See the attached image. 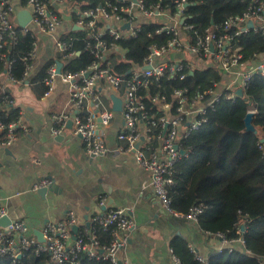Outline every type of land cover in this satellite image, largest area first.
Instances as JSON below:
<instances>
[{
    "label": "built area",
    "instance_id": "obj_1",
    "mask_svg": "<svg viewBox=\"0 0 264 264\" xmlns=\"http://www.w3.org/2000/svg\"><path fill=\"white\" fill-rule=\"evenodd\" d=\"M26 1L25 8L31 12L32 19L23 28V32L30 33L36 40L33 49L22 58L25 65L22 79L17 80L11 75V62L6 66V79L10 83L21 84L30 77L38 55L37 34L52 37L63 66L67 60L72 59L76 55L72 38H62L69 31L61 30L64 15H71L74 28L85 33V49L94 56V60L85 70L77 73L65 72L63 66L58 72L59 61L56 60L46 70L43 83L48 89L45 95L52 94L58 79L70 85L69 104L71 111H74L75 133L82 137L89 155L100 157L109 151L103 129L110 125L114 116V112L106 107L102 99L107 94L105 89L109 88L112 95H107L108 98L115 95L122 100L124 119V127L117 135L120 143L115 154L134 155L136 162L150 172V186L162 207L171 214L184 216L198 224L204 206L194 205L185 214L176 212L171 207L168 187L174 184L176 164L186 155L181 152L185 150L184 140L207 122L208 111L215 108L223 92H227V99L235 100L239 96L238 90L242 89L244 94L256 74L264 75V54L255 55L246 62L243 55L232 47L233 38L243 33L253 31L264 37V1L252 0V4L241 16L230 17L224 26L225 33L218 37L212 28L206 29L202 36L194 25L186 24L185 12L190 5L187 0L175 1L174 15L160 3L147 9L144 0H121L122 6L109 4L95 8H77L76 18L73 17L75 10L61 7L67 0ZM15 14L12 0H0V49L7 46L9 41L17 39ZM149 21L160 23L158 33L172 35V38L166 44L150 45L149 53L132 65L129 77L113 73L108 56L116 50L117 45L113 41L109 42L106 36L114 40L135 38L143 23ZM250 22L253 23L252 28L248 27ZM127 24L129 27L124 28ZM232 28H235V32L231 35L228 32ZM208 68L220 71L222 80L214 81L210 89L194 95H189L186 88L176 90L173 96L176 103L174 114L173 104L165 96H151V101L164 111L157 118L151 116L141 92L149 87L152 80L162 76L174 78L185 70ZM224 76L233 78L227 81ZM87 102H90L88 107L92 106L88 112ZM12 106L11 98L6 96L0 100V112L10 111ZM250 112L255 113L254 110ZM57 118L63 124L68 120L66 114ZM154 129H158V132H154ZM20 131H28L20 115L13 120L0 116V149L10 148L18 140ZM58 131L60 132L56 129ZM261 144L263 145L262 141ZM51 185L50 179H41L35 185V190L49 188ZM108 204L106 196L99 198L102 211L94 215L82 230L79 228L75 239L72 230L77 225V220L73 213H70L67 220L47 223L41 232V238L31 234V227L26 220L12 221L5 228L0 227V256L16 260L25 252L33 251L37 256L49 254L58 264H81L84 255L110 264H123L121 254L129 245L136 221L126 208ZM6 216L7 210L0 207V219ZM97 227L111 232L108 242L101 241ZM245 231V227L241 226L238 229L239 236L229 242L244 245ZM218 237L228 242L222 235ZM190 250L201 264H208V260L197 254L194 248L190 247ZM173 256L175 263L181 264Z\"/></svg>",
    "mask_w": 264,
    "mask_h": 264
},
{
    "label": "trees",
    "instance_id": "obj_2",
    "mask_svg": "<svg viewBox=\"0 0 264 264\" xmlns=\"http://www.w3.org/2000/svg\"><path fill=\"white\" fill-rule=\"evenodd\" d=\"M176 0H144L147 9L161 4L174 15ZM189 6L185 12L186 24H192L204 36L205 30L212 28L215 36L225 33V23L230 17L241 16L252 4V0H187ZM264 1V0H263ZM26 0H20L26 7ZM72 11L76 9L95 8L97 6H122L121 0H67ZM161 24L149 21L143 23L137 37L114 40L117 47L108 59L113 73L129 77L134 63L140 62L148 53L152 44H166L172 35L158 33ZM235 28L228 33L234 34ZM192 35V32L188 33ZM62 38L69 40L76 55L65 62V72L77 73L85 70L94 60V56L85 49L86 37L82 30H70ZM36 38L24 33L17 25V39L9 41L0 49V76L6 74L8 62L12 63L11 75L20 80L25 71L22 60L32 49ZM233 49L243 55L248 62L255 55L264 54V37L253 31L235 36ZM61 61V56L57 57ZM57 59H51L39 70L32 84L42 88V95L47 87L43 83L47 68ZM182 75L184 77L182 78ZM222 73L214 68L206 70H185L177 77L162 76L154 79L147 89L142 90L151 116L157 118L164 114L159 105L153 103L151 96H165L176 107L173 96L176 90L186 88L189 95L204 92L213 86V82L222 80ZM224 91L214 109L207 113V122L191 133L183 142L186 151L176 164L174 184L168 187L171 207L179 213H187L194 205H203L204 211L199 217L198 225L206 233L222 235L227 241L236 239L238 229L245 227L244 245L232 250L225 249L208 259V264H261L264 261V75L256 74L247 86L246 92L235 100H229ZM9 93H1L0 100ZM254 110L253 125L259 134L246 131L245 118ZM1 117L13 120L19 116L17 109L0 112ZM158 132V129H154ZM101 241L111 239L110 231L97 227ZM82 230V228H80ZM79 230V231H80ZM173 254L181 264H201L188 243L181 237L171 242ZM0 264H58L47 253L39 256L27 251L16 260L0 256ZM63 264V263H62ZM81 264H110L100 259L82 256Z\"/></svg>",
    "mask_w": 264,
    "mask_h": 264
},
{
    "label": "crops",
    "instance_id": "obj_3",
    "mask_svg": "<svg viewBox=\"0 0 264 264\" xmlns=\"http://www.w3.org/2000/svg\"><path fill=\"white\" fill-rule=\"evenodd\" d=\"M12 3L19 25L20 13L26 8L20 0ZM66 14L62 31L74 29L72 16ZM37 42L38 55L27 81L14 84L6 75L0 76V84L13 100L12 109L19 111L28 129L19 132L10 148L0 149V207L7 210L8 217L12 221L26 220L36 237L47 223L67 220L70 213L75 215L76 226L82 228L102 211L99 198L106 196L110 205L126 208L136 221L129 245L121 254L123 264H176L171 249L175 237L183 238L207 260L225 249H242L240 243L225 242L186 217L166 211L150 186V172L136 162L134 155L115 154L124 119L122 111L113 110L112 97H107L112 95L109 88L102 98L114 112L110 125L103 129L109 151L100 157L89 155L82 137L75 133L70 85L58 79L52 94L46 96L39 85L32 84L40 68L60 56L51 36L37 34ZM232 78L224 76L227 81ZM89 103L86 112L92 107ZM62 114L68 116L66 124L57 118ZM41 179L52 181L44 195L35 190Z\"/></svg>",
    "mask_w": 264,
    "mask_h": 264
},
{
    "label": "water",
    "instance_id": "obj_4",
    "mask_svg": "<svg viewBox=\"0 0 264 264\" xmlns=\"http://www.w3.org/2000/svg\"><path fill=\"white\" fill-rule=\"evenodd\" d=\"M134 1H137V0H134ZM31 19H32L31 12L28 9H24L20 13L19 25L22 28H24L31 21ZM183 21H184V19L182 20V23H183ZM128 27H129V24H127L124 28H128ZM248 27L252 28L253 27V23L250 22ZM74 30H77V27H75ZM62 66H63V63L59 61L58 62V72L61 71ZM3 92L9 93V90L7 88L4 89L3 86L0 84V94L3 93ZM237 93H238L239 96H242L243 95V90L239 89ZM111 99H112V102L114 104L113 110L122 111V100L120 98H118L117 96H115V95H113ZM253 116H254V112H249L247 114L246 118H245L246 131H251L253 133L259 134V131L257 130V128L253 125V122H252L253 121ZM262 142H264V139L262 140ZM177 148L178 147H176V149ZM181 152L183 154L186 153L185 150H181ZM50 189H52V187ZM48 190H49V188H41V189L38 190V192L41 195H44L45 193H47ZM108 206H110V203L108 204ZM10 222H12V220L8 216L0 219V225L1 226H5L6 227ZM78 230H79L78 226H74L73 227V234H74L73 238L74 239L76 238L75 235L78 232ZM41 236H42V233L40 234V236H38V238H41Z\"/></svg>",
    "mask_w": 264,
    "mask_h": 264
},
{
    "label": "rangeland",
    "instance_id": "obj_5",
    "mask_svg": "<svg viewBox=\"0 0 264 264\" xmlns=\"http://www.w3.org/2000/svg\"><path fill=\"white\" fill-rule=\"evenodd\" d=\"M61 7L64 8V9H69V8H68V5H67L66 3L62 4ZM69 10H70V9H69ZM63 11L65 12V10H63ZM70 11H72V10H70ZM262 140H263V139H262Z\"/></svg>",
    "mask_w": 264,
    "mask_h": 264
}]
</instances>
